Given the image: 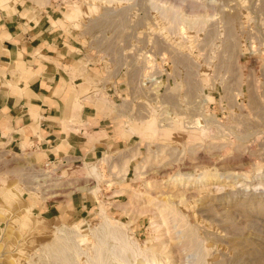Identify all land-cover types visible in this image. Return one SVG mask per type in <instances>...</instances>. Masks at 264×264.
Here are the masks:
<instances>
[{"label":"rangeland","instance_id":"obj_1","mask_svg":"<svg viewBox=\"0 0 264 264\" xmlns=\"http://www.w3.org/2000/svg\"><path fill=\"white\" fill-rule=\"evenodd\" d=\"M0 5L100 67L85 90L122 141L48 167L0 144V264H37L41 243L51 264H123L111 236L75 255L55 240L56 225L99 230L102 210L127 264H264V0Z\"/></svg>","mask_w":264,"mask_h":264},{"label":"crops","instance_id":"obj_2","mask_svg":"<svg viewBox=\"0 0 264 264\" xmlns=\"http://www.w3.org/2000/svg\"><path fill=\"white\" fill-rule=\"evenodd\" d=\"M3 7L0 144L22 149L32 164L65 157L85 159L102 149H116L122 141L114 138L109 115L97 108L92 89L85 90L90 83L98 87L100 67L84 65L71 56L66 37L56 25L26 22ZM86 77L89 83L82 80ZM63 204L62 213L54 207L52 212L67 214L79 207L73 200Z\"/></svg>","mask_w":264,"mask_h":264},{"label":"bare ground","instance_id":"obj_3","mask_svg":"<svg viewBox=\"0 0 264 264\" xmlns=\"http://www.w3.org/2000/svg\"><path fill=\"white\" fill-rule=\"evenodd\" d=\"M171 22H172V20H171ZM100 221H101L100 222L101 227L97 231H94L93 228H88L87 230L86 229L83 230L77 224H74L72 226H67L65 224H61L59 226L56 225L55 226V233H54L55 240H57V242L61 241L64 243H70L72 245L70 247V250L75 255V253L77 254L76 249L80 245L81 241L89 240L92 238H97L98 244H96V245H101V244L104 245L106 238H108L107 236H111L116 240L117 246L115 247L116 251L111 254L110 259L112 261L124 262L123 264H127V262L124 261L122 254L125 253V250L129 247V244L131 245V241L128 239V236L125 234L124 231L115 229L116 227L114 228L113 226H111V224H110V222H109L108 218L106 217L103 210L101 212V220ZM118 227L123 229V226H118ZM53 239H52V241H53ZM53 243H56V242L53 241ZM56 245L53 244L52 246L56 247ZM59 246L60 245H58V247ZM38 247L39 248L37 249V252H35L36 257H37L36 263L37 264H51V262H49L48 246L41 243V245ZM53 251H55V250H53ZM52 255H53V253H52ZM41 259H42V261H41ZM71 261L72 260L70 259L69 262L71 263Z\"/></svg>","mask_w":264,"mask_h":264},{"label":"built area","instance_id":"obj_4","mask_svg":"<svg viewBox=\"0 0 264 264\" xmlns=\"http://www.w3.org/2000/svg\"><path fill=\"white\" fill-rule=\"evenodd\" d=\"M57 160H54V159L45 160V161H43V166L42 167H48V163H50V162H58Z\"/></svg>","mask_w":264,"mask_h":264}]
</instances>
